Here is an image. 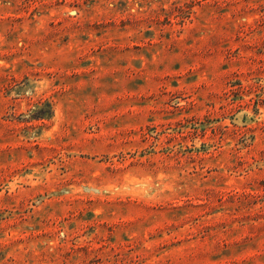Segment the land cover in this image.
<instances>
[{
    "label": "rangeland",
    "instance_id": "374dc122",
    "mask_svg": "<svg viewBox=\"0 0 264 264\" xmlns=\"http://www.w3.org/2000/svg\"><path fill=\"white\" fill-rule=\"evenodd\" d=\"M0 264H264V0H0Z\"/></svg>",
    "mask_w": 264,
    "mask_h": 264
}]
</instances>
